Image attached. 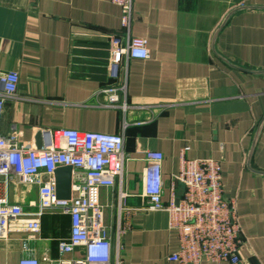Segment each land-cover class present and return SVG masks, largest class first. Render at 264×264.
<instances>
[{
	"label": "crops",
	"instance_id": "1",
	"mask_svg": "<svg viewBox=\"0 0 264 264\" xmlns=\"http://www.w3.org/2000/svg\"><path fill=\"white\" fill-rule=\"evenodd\" d=\"M131 30L148 40L151 57L128 62L132 107L125 116L108 105L103 91L112 83L107 35L123 32L117 4L0 0V70L20 74L2 133L16 131L35 146L45 130L122 133L126 118L123 177L100 194L113 231L120 189L134 210L124 237L125 264H180L169 259L180 241L168 228L167 212L149 210L143 195L146 151L164 154L165 202L184 149L187 158L219 160L224 195L236 200L247 244L240 264H264V0H134ZM9 199L32 215L38 187L14 179ZM70 223L69 215L47 211L35 238L12 232L0 239V264H19L29 255L42 264L45 257L58 258V242L69 237Z\"/></svg>",
	"mask_w": 264,
	"mask_h": 264
},
{
	"label": "built area",
	"instance_id": "2",
	"mask_svg": "<svg viewBox=\"0 0 264 264\" xmlns=\"http://www.w3.org/2000/svg\"><path fill=\"white\" fill-rule=\"evenodd\" d=\"M121 8L122 34L107 35L108 70L112 83L104 88L110 107L127 114V66L131 59H149L148 40L132 35L134 0H112ZM20 74L0 70V239L12 232H27L29 238L41 233L42 218L47 211L70 216V233L58 242L60 256L45 257L47 264H125L124 237L131 227L134 210L127 207V194L118 192L117 225L112 230L100 202L101 189L113 187L124 174L128 154L124 132L129 122L124 119L122 133H104L60 129L43 131V147L29 146L14 131L4 135L1 123L6 103L18 98ZM187 149V148H186ZM181 153L180 170L170 184V199L164 201V154L146 151L143 173V195L149 210L166 211L168 228L177 233L180 248L169 259L180 264L242 262L241 251L247 244L237 215L236 200L224 195L222 164L213 158L191 159ZM72 166L71 198L57 195L56 170ZM14 179L38 187V210L27 214L21 204L9 199V186ZM178 184L184 192L178 193ZM24 250L31 249L28 242ZM80 251L81 256L65 258ZM19 264H42L35 255L24 256Z\"/></svg>",
	"mask_w": 264,
	"mask_h": 264
},
{
	"label": "water",
	"instance_id": "3",
	"mask_svg": "<svg viewBox=\"0 0 264 264\" xmlns=\"http://www.w3.org/2000/svg\"><path fill=\"white\" fill-rule=\"evenodd\" d=\"M35 146L39 149L43 147V132L36 136ZM57 177V195L62 199L71 198L72 188V166H64L56 170Z\"/></svg>",
	"mask_w": 264,
	"mask_h": 264
}]
</instances>
